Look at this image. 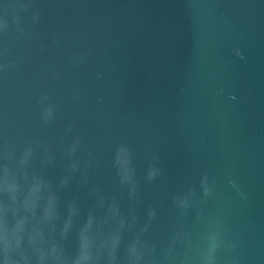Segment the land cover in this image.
Instances as JSON below:
<instances>
[{"label":"water","instance_id":"1","mask_svg":"<svg viewBox=\"0 0 264 264\" xmlns=\"http://www.w3.org/2000/svg\"><path fill=\"white\" fill-rule=\"evenodd\" d=\"M0 264H264V0H0Z\"/></svg>","mask_w":264,"mask_h":264}]
</instances>
